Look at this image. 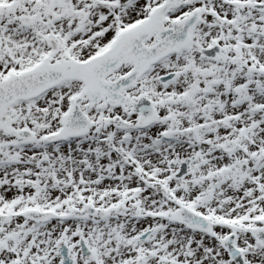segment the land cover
<instances>
[{"label": "snow or ice", "instance_id": "snow-or-ice-1", "mask_svg": "<svg viewBox=\"0 0 264 264\" xmlns=\"http://www.w3.org/2000/svg\"><path fill=\"white\" fill-rule=\"evenodd\" d=\"M0 264H264V0H0Z\"/></svg>", "mask_w": 264, "mask_h": 264}]
</instances>
